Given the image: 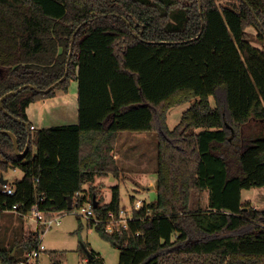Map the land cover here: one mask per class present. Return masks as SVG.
I'll return each instance as SVG.
<instances>
[{
	"label": "trees",
	"instance_id": "16d2710c",
	"mask_svg": "<svg viewBox=\"0 0 264 264\" xmlns=\"http://www.w3.org/2000/svg\"><path fill=\"white\" fill-rule=\"evenodd\" d=\"M72 80L78 124L32 130L30 105ZM24 86L0 107V176L23 173L8 182L12 196L0 184V221L15 206L51 218L71 211L70 199L73 210L95 198L119 264H264V210L243 201L264 188V0H0V101ZM186 103L171 131L168 112ZM7 131L20 152L29 145L24 157ZM120 132L158 133L157 199L107 234L120 189L103 205L84 186L119 176ZM205 192L208 209L192 210ZM40 242L39 231L0 241L2 264L24 263ZM88 264L104 263L91 254Z\"/></svg>",
	"mask_w": 264,
	"mask_h": 264
},
{
	"label": "rangeland",
	"instance_id": "374dc122",
	"mask_svg": "<svg viewBox=\"0 0 264 264\" xmlns=\"http://www.w3.org/2000/svg\"><path fill=\"white\" fill-rule=\"evenodd\" d=\"M217 1L221 2L226 0ZM200 4L202 5L201 2ZM33 104L30 105L31 107L28 113L29 122L35 126V128L39 129L46 124V126L59 124L53 123L50 119L52 110H49L50 114L46 119L47 123L42 124L40 121L41 103L38 102ZM191 105V103H186L170 109L167 115V126L171 131L178 126L183 113L186 112ZM45 117H47V115H45ZM118 146L128 163L127 167L132 177V182H120L118 184L121 195V210L131 212L135 201L148 204L154 203L157 199V181L153 184L155 187L154 190H146L149 186H147L148 181L146 182L144 178L150 177L152 179L154 172H156L157 175L159 157L158 133L124 132L123 136H121L118 141ZM22 177L23 173L20 170L9 171V173L4 175V179L8 182ZM106 192L107 200H109L110 193L108 191ZM103 194V192L100 193L102 198L98 196V199H102L103 201ZM90 196L91 195H88V198H91ZM208 198V192L200 196L194 195L191 201L192 210L206 211L208 209ZM243 201L250 203L255 209L263 210L264 188L244 191ZM57 215L61 218V225L59 227H54L48 231H45L44 227L40 228V244L44 247V251L37 260L39 264H52V258L57 255L64 256L62 264H88L90 260L89 255L91 254L96 255L104 264H119V249L101 236L96 225L91 226L83 217V213L79 207H75L71 211L59 213ZM33 222L34 221L31 222L27 217H20L16 214L4 215L0 221L2 225L0 231L1 244L4 247H11L13 243L21 237H28L30 233H34L36 230L35 222ZM106 233L110 234L108 231H106ZM24 254L25 253H23V255ZM0 264H2L1 260Z\"/></svg>",
	"mask_w": 264,
	"mask_h": 264
},
{
	"label": "crops",
	"instance_id": "0c3cea01",
	"mask_svg": "<svg viewBox=\"0 0 264 264\" xmlns=\"http://www.w3.org/2000/svg\"><path fill=\"white\" fill-rule=\"evenodd\" d=\"M38 103V102H36ZM41 103V118L40 121L42 124L47 123V118L49 116V110H52V115L50 119L53 123H59L53 126H43L39 129L35 128L36 130L51 128L55 126H66V125H75L78 124L79 121V114H78V83L76 80H72L69 83L67 92H63L62 90L58 91L57 94L49 99L39 101ZM34 105V104H33ZM31 107V106H30ZM29 107V108H30ZM29 108L27 110V115L29 119ZM47 115V117H45ZM59 119H55V118ZM30 121V119H29ZM33 126V125H31ZM35 127V126H33ZM148 133V132H147ZM124 132H120L117 137L116 148L113 152V159L116 161L119 169L120 174L118 177L114 176L113 174L107 177H96L93 183L86 184L84 189L88 190L90 186H94L98 188V196L101 197L100 193L103 194V205L110 203L112 199V189L114 187H119L120 182H132V177L130 176V172L128 170V163L124 158L123 154L120 152V148L118 146V141L120 140L121 136H123ZM126 136V135H124ZM126 138V137H125ZM153 178L150 177L144 178V180L148 184L147 186H154L155 182L157 181L156 172L153 174ZM110 193L109 200H107V192ZM111 191V192H110ZM99 197V198H100ZM102 198V197H101ZM264 210V209H263Z\"/></svg>",
	"mask_w": 264,
	"mask_h": 264
},
{
	"label": "built area",
	"instance_id": "2783aa9c",
	"mask_svg": "<svg viewBox=\"0 0 264 264\" xmlns=\"http://www.w3.org/2000/svg\"><path fill=\"white\" fill-rule=\"evenodd\" d=\"M31 129L34 130L35 127L32 126ZM3 188V193L10 196L14 195V189L10 185H4ZM80 196H82L81 193L76 194V197L80 198ZM143 206L144 202L135 201L131 212H125L124 210H121L120 218H116L115 215L110 214L107 222H104L105 230L110 232V234L120 233L123 229L128 230V224L133 218V213L140 210ZM79 208L83 213V217L91 224V226L93 223L94 225L102 223L95 213L94 203L92 201H86L84 204L79 206ZM10 212L21 217H27L31 220V222L34 221L36 230L35 232L40 231L41 227H44L45 231H48L61 225L60 216L55 214L53 217L48 218L44 212L38 209L37 206H34L27 214L20 213L17 206L13 207ZM43 251L44 247L39 244L38 249L27 253L25 257L26 261L21 264H35Z\"/></svg>",
	"mask_w": 264,
	"mask_h": 264
},
{
	"label": "water",
	"instance_id": "95a60500",
	"mask_svg": "<svg viewBox=\"0 0 264 264\" xmlns=\"http://www.w3.org/2000/svg\"><path fill=\"white\" fill-rule=\"evenodd\" d=\"M200 9H201V12H202V5L200 4ZM203 28H204V25H203ZM73 43H74V39L72 41V47H71V50H70V57L72 56L73 54ZM68 76V70L66 72V75L65 77L60 81V82H63L65 81L66 77ZM29 86H24L22 88H20L18 91H14V92H10L8 94H6L0 101V107L1 109L3 108V102L7 99V98H10L16 94H18L19 92L23 91L24 89H27ZM56 87V84L53 85L51 88H49L48 90L44 91V93H49L52 89H54ZM13 141V144H14V150H15V154L17 157H24L29 149V145H27V148L24 152H20L19 150V147H18V141H17V138L16 136L12 133V132H5ZM0 184L1 185H7L8 184V181L4 179V176L1 175L0 176ZM155 187L154 186H150V187H147L146 190H154ZM93 203H94V208L96 209L98 206H99V203L97 202V200L94 198L93 200ZM73 208V203H72V200L70 199L69 200V210H72ZM15 257V253H13V258ZM89 257L91 258V255H89Z\"/></svg>",
	"mask_w": 264,
	"mask_h": 264
}]
</instances>
